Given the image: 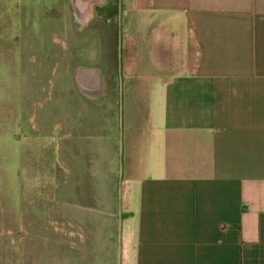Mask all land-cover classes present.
<instances>
[{"label":"crops","instance_id":"0c3cea01","mask_svg":"<svg viewBox=\"0 0 264 264\" xmlns=\"http://www.w3.org/2000/svg\"><path fill=\"white\" fill-rule=\"evenodd\" d=\"M130 6L152 49L133 39L130 54L123 47L116 87L107 63L72 71L83 101L107 118L67 122L66 204L89 254L97 238L109 264H264V0ZM159 45L179 52L161 55ZM78 66L98 69L97 95L78 87ZM91 137L104 159L87 188L78 153Z\"/></svg>","mask_w":264,"mask_h":264},{"label":"rangeland","instance_id":"374dc122","mask_svg":"<svg viewBox=\"0 0 264 264\" xmlns=\"http://www.w3.org/2000/svg\"><path fill=\"white\" fill-rule=\"evenodd\" d=\"M120 2L96 5L92 20L81 26L70 0H0V264H109L103 261L104 239L96 238L89 254L85 226L68 211L72 160L65 145L71 135L67 122L81 114L98 119L97 125L107 121L83 101L72 71L79 64L111 63L113 86L118 85L119 14L110 9ZM131 2L121 4L126 54L131 39L144 43L145 51L154 43L153 32L139 33L131 25ZM155 49L171 54L161 45ZM139 110L133 112L135 121ZM91 138L81 142L78 153L79 165L87 169L80 185L87 188L92 163L93 171L99 170L104 159L102 139Z\"/></svg>","mask_w":264,"mask_h":264},{"label":"water","instance_id":"95a60500","mask_svg":"<svg viewBox=\"0 0 264 264\" xmlns=\"http://www.w3.org/2000/svg\"><path fill=\"white\" fill-rule=\"evenodd\" d=\"M107 2V0H70L73 13L75 15V19L81 26H85L89 24V22L92 20L94 16V7L96 5H101ZM118 17H119V74H120V80H121V73H122V52H121V42H122V33H121V20H122V8H121V2L119 3V12H118ZM93 70H97L99 73L98 69L92 68V67H87ZM79 72L82 73L83 77H78ZM89 73L88 69H85L84 66H78L74 70L75 74V79L77 82L78 87L82 90V85L84 81H88L92 87L98 88L99 89V82L98 79L94 76H91L89 78ZM99 91V90H98ZM121 224H122V216L121 212L119 214V237H120V232H121ZM119 258H120V248H119Z\"/></svg>","mask_w":264,"mask_h":264},{"label":"bare ground","instance_id":"6f19581e","mask_svg":"<svg viewBox=\"0 0 264 264\" xmlns=\"http://www.w3.org/2000/svg\"><path fill=\"white\" fill-rule=\"evenodd\" d=\"M84 67H85V69H88V71L91 72V74H92L91 76H95V74H96L95 77L99 78V74H98L97 70H93V69L87 68V66H84ZM78 77H83L81 72H79ZM81 88H82V90L86 89L85 91L90 92V93H94L95 95H97V92L99 90L98 88L92 87L91 84L87 80L84 81V83H83Z\"/></svg>","mask_w":264,"mask_h":264},{"label":"flooded vegetation","instance_id":"af4514ba","mask_svg":"<svg viewBox=\"0 0 264 264\" xmlns=\"http://www.w3.org/2000/svg\"><path fill=\"white\" fill-rule=\"evenodd\" d=\"M107 4V3H106ZM106 4H104V5H106ZM112 9H110V11H111ZM122 42H121V52H122V54H121V56H123V48H122ZM118 52H119V37H118ZM118 60H119V54H118ZM108 66V68L111 66V63H109V65H107ZM106 67L104 66V67H102L101 69H102V73H104L105 72V69Z\"/></svg>","mask_w":264,"mask_h":264},{"label":"trees","instance_id":"16d2710c","mask_svg":"<svg viewBox=\"0 0 264 264\" xmlns=\"http://www.w3.org/2000/svg\"><path fill=\"white\" fill-rule=\"evenodd\" d=\"M118 12H119V5L117 6V5H115L113 8H112V10H111V13L112 14H117L118 15Z\"/></svg>","mask_w":264,"mask_h":264}]
</instances>
